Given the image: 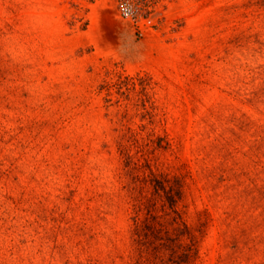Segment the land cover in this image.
Masks as SVG:
<instances>
[{"label":"rangeland","instance_id":"374dc122","mask_svg":"<svg viewBox=\"0 0 264 264\" xmlns=\"http://www.w3.org/2000/svg\"><path fill=\"white\" fill-rule=\"evenodd\" d=\"M0 264H264V0H0Z\"/></svg>","mask_w":264,"mask_h":264},{"label":"trees","instance_id":"16d2710c","mask_svg":"<svg viewBox=\"0 0 264 264\" xmlns=\"http://www.w3.org/2000/svg\"><path fill=\"white\" fill-rule=\"evenodd\" d=\"M162 191L166 195V198H167V201H168V205H169L168 208L173 213L177 214V211H176V208H175V201L173 200V197L169 196V193H168V191L165 188H163ZM166 207H167V205L164 204V210H165L164 212L168 213ZM149 215H150L151 219L156 220V217H155V215L152 212H150ZM144 227H146V225H142V223L139 220L135 221V231H136V233H137V235L139 237H140L141 231L143 230ZM177 230L180 231L182 238L188 237V242L187 241H185V242L181 241L182 242L181 248H182L183 253H184L183 257L185 258L183 260V262L187 263V261L190 260L191 253H192V251L194 250V248L196 246V239L191 235V231H190L189 227L183 221L180 224H178ZM152 231H153V235L155 234L156 238H158V236L161 233H165L166 235L169 236V232H165V230L163 229V226H160V228L153 227Z\"/></svg>","mask_w":264,"mask_h":264},{"label":"built area","instance_id":"2783aa9c","mask_svg":"<svg viewBox=\"0 0 264 264\" xmlns=\"http://www.w3.org/2000/svg\"><path fill=\"white\" fill-rule=\"evenodd\" d=\"M118 13L121 19H133L135 17L134 13L128 8L127 4L121 2L118 5Z\"/></svg>","mask_w":264,"mask_h":264}]
</instances>
